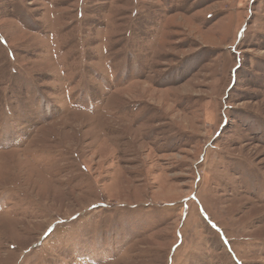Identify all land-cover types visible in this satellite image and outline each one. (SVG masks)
Segmentation results:
<instances>
[{"label":"rangeland","instance_id":"rangeland-1","mask_svg":"<svg viewBox=\"0 0 264 264\" xmlns=\"http://www.w3.org/2000/svg\"><path fill=\"white\" fill-rule=\"evenodd\" d=\"M0 264H264V0H0Z\"/></svg>","mask_w":264,"mask_h":264}]
</instances>
